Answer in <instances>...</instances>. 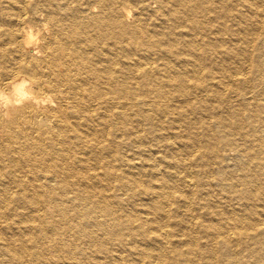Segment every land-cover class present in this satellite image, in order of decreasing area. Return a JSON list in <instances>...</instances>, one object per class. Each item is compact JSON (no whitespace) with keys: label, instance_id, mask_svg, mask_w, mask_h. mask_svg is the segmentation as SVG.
Listing matches in <instances>:
<instances>
[{"label":"bare ground","instance_id":"6f19581e","mask_svg":"<svg viewBox=\"0 0 264 264\" xmlns=\"http://www.w3.org/2000/svg\"><path fill=\"white\" fill-rule=\"evenodd\" d=\"M0 92V264H264V0H0Z\"/></svg>","mask_w":264,"mask_h":264},{"label":"clouds","instance_id":"9594fccd","mask_svg":"<svg viewBox=\"0 0 264 264\" xmlns=\"http://www.w3.org/2000/svg\"><path fill=\"white\" fill-rule=\"evenodd\" d=\"M36 37L30 35L29 36V40L28 43L31 45L34 41H35ZM29 87V84L27 81H21L20 84L17 85V89H26ZM15 92V90H14ZM31 99V96L29 94L28 91H23L22 93H18L17 94V98L15 100L16 104H21L22 102H24L25 100ZM0 101L4 102V106L7 107L10 103H12V101L10 100V98L3 92H0ZM50 99L49 98H45L42 103H49Z\"/></svg>","mask_w":264,"mask_h":264}]
</instances>
